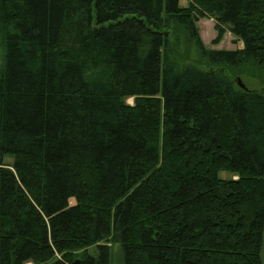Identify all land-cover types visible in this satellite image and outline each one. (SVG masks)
<instances>
[{
	"label": "trees",
	"instance_id": "trees-1",
	"mask_svg": "<svg viewBox=\"0 0 264 264\" xmlns=\"http://www.w3.org/2000/svg\"><path fill=\"white\" fill-rule=\"evenodd\" d=\"M179 1L0 0V264H262L264 0Z\"/></svg>",
	"mask_w": 264,
	"mask_h": 264
},
{
	"label": "rangeland",
	"instance_id": "rangeland-1",
	"mask_svg": "<svg viewBox=\"0 0 264 264\" xmlns=\"http://www.w3.org/2000/svg\"><path fill=\"white\" fill-rule=\"evenodd\" d=\"M179 5L185 7L187 5V0H180ZM200 38L207 49L214 50H235L242 47L241 42L234 39L229 33H225L218 44H213L216 39V31L214 29V22L212 19H199L196 22ZM175 31L172 36V46L173 53L179 62V64H196L203 67L198 60V55L192 44L189 42L187 37L180 31L179 28H173ZM228 72V71H227ZM231 77L239 76V80L247 89H253L258 91H264V70L253 66L244 67L241 71L229 70ZM128 104H132V100H127ZM8 161V160H7ZM222 178H226L229 175L226 173H220ZM93 249V248H92ZM92 249L88 251L93 254ZM261 261L264 264V243L261 250ZM31 264V263H27Z\"/></svg>",
	"mask_w": 264,
	"mask_h": 264
},
{
	"label": "water",
	"instance_id": "water-1",
	"mask_svg": "<svg viewBox=\"0 0 264 264\" xmlns=\"http://www.w3.org/2000/svg\"><path fill=\"white\" fill-rule=\"evenodd\" d=\"M237 85H238L241 89H245V86L241 83L240 80L237 81Z\"/></svg>",
	"mask_w": 264,
	"mask_h": 264
}]
</instances>
